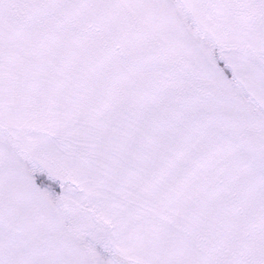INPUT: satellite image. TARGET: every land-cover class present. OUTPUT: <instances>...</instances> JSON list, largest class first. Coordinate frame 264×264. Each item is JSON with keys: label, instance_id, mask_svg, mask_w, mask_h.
Segmentation results:
<instances>
[{"label": "snow or ice", "instance_id": "obj_1", "mask_svg": "<svg viewBox=\"0 0 264 264\" xmlns=\"http://www.w3.org/2000/svg\"><path fill=\"white\" fill-rule=\"evenodd\" d=\"M0 264H264V0H0Z\"/></svg>", "mask_w": 264, "mask_h": 264}]
</instances>
